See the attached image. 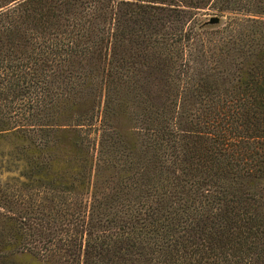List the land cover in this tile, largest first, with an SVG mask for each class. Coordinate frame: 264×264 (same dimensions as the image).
Returning a JSON list of instances; mask_svg holds the SVG:
<instances>
[{"label": "trees", "instance_id": "1", "mask_svg": "<svg viewBox=\"0 0 264 264\" xmlns=\"http://www.w3.org/2000/svg\"><path fill=\"white\" fill-rule=\"evenodd\" d=\"M206 1L0 0V264H264V0Z\"/></svg>", "mask_w": 264, "mask_h": 264}, {"label": "rangeland", "instance_id": "2", "mask_svg": "<svg viewBox=\"0 0 264 264\" xmlns=\"http://www.w3.org/2000/svg\"><path fill=\"white\" fill-rule=\"evenodd\" d=\"M214 6H215V0H207L206 2H204V4H202V8L199 10V17L200 19H203L207 22V19L211 16H216L219 18L218 23L216 24H220L225 20V16L230 15L229 12H223L222 15H218L215 13L214 10ZM208 24V23H207ZM209 25H213V24H209ZM14 173H2L0 175V186L2 188H4L5 186L11 188L10 191H12L13 193H22L23 195L25 193L24 190L22 189L21 185L16 181V179H14Z\"/></svg>", "mask_w": 264, "mask_h": 264}, {"label": "water", "instance_id": "3", "mask_svg": "<svg viewBox=\"0 0 264 264\" xmlns=\"http://www.w3.org/2000/svg\"><path fill=\"white\" fill-rule=\"evenodd\" d=\"M218 21H219V18L216 16H211L207 19L208 24H216L218 23Z\"/></svg>", "mask_w": 264, "mask_h": 264}]
</instances>
